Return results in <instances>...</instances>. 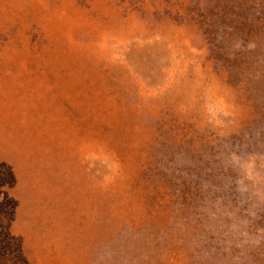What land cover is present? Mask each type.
Wrapping results in <instances>:
<instances>
[{"label": "rangeland", "instance_id": "obj_1", "mask_svg": "<svg viewBox=\"0 0 264 264\" xmlns=\"http://www.w3.org/2000/svg\"><path fill=\"white\" fill-rule=\"evenodd\" d=\"M0 264H264V0H0Z\"/></svg>", "mask_w": 264, "mask_h": 264}]
</instances>
